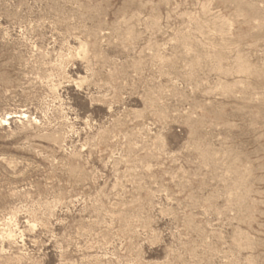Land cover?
<instances>
[{"label":"rangeland","instance_id":"1","mask_svg":"<svg viewBox=\"0 0 264 264\" xmlns=\"http://www.w3.org/2000/svg\"><path fill=\"white\" fill-rule=\"evenodd\" d=\"M0 264H264V0H0Z\"/></svg>","mask_w":264,"mask_h":264},{"label":"bare ground","instance_id":"2","mask_svg":"<svg viewBox=\"0 0 264 264\" xmlns=\"http://www.w3.org/2000/svg\"><path fill=\"white\" fill-rule=\"evenodd\" d=\"M17 117H18V116H17ZM12 118H13V117H12ZM5 120H6V119H5ZM5 120H4V121H5ZM9 120H10V119H9ZM6 121H7V120H6ZM6 121H5V123H6Z\"/></svg>","mask_w":264,"mask_h":264}]
</instances>
